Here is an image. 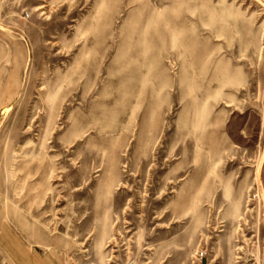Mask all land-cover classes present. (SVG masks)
I'll list each match as a JSON object with an SVG mask.
<instances>
[{
	"label": "rangeland",
	"instance_id": "374dc122",
	"mask_svg": "<svg viewBox=\"0 0 264 264\" xmlns=\"http://www.w3.org/2000/svg\"><path fill=\"white\" fill-rule=\"evenodd\" d=\"M0 264H264V0H0Z\"/></svg>",
	"mask_w": 264,
	"mask_h": 264
},
{
	"label": "built area",
	"instance_id": "2783aa9c",
	"mask_svg": "<svg viewBox=\"0 0 264 264\" xmlns=\"http://www.w3.org/2000/svg\"><path fill=\"white\" fill-rule=\"evenodd\" d=\"M205 254H206L205 252H202V253H201V257H204Z\"/></svg>",
	"mask_w": 264,
	"mask_h": 264
}]
</instances>
